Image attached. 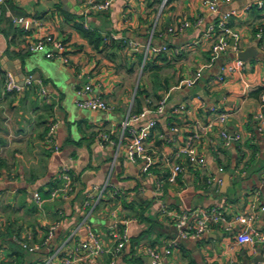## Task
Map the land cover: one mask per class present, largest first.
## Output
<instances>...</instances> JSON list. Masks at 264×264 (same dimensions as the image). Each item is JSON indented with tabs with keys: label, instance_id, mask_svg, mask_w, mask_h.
Returning <instances> with one entry per match:
<instances>
[{
	"label": "crops",
	"instance_id": "crops-1",
	"mask_svg": "<svg viewBox=\"0 0 264 264\" xmlns=\"http://www.w3.org/2000/svg\"><path fill=\"white\" fill-rule=\"evenodd\" d=\"M89 1H0V264H47L67 238L71 247L89 240L84 227L77 231L84 222L104 248L95 264H152L150 248L164 264H264L260 246L237 240L243 224L234 223L232 230L219 224L200 237L180 239L166 213H186L192 220L207 209L228 220L245 214L264 232V94L257 92L264 87V0H218L216 11L210 0H168L163 9L162 0H114L100 11ZM229 11L235 12L229 25L240 34L237 48L211 60L212 41L202 34ZM198 18L202 22L195 24ZM186 20L192 23L186 29L169 30ZM83 29L99 34L101 45L95 47ZM49 35L65 43L64 59L47 56L56 51L53 44L30 50ZM113 35L122 48L111 46ZM148 44L167 49L154 54ZM240 52L248 53L246 59ZM237 59L244 65L227 69ZM8 71L41 83L7 92ZM195 78L192 85L181 84ZM79 90L82 98L100 97L112 109L75 108ZM221 112L228 115L225 123L218 120ZM141 113L136 126L157 123L146 154L132 160L125 148L117 154L101 134L119 140L122 122ZM51 126L57 150L47 141ZM189 141L205 163L188 162L181 149ZM63 167L75 175V191L69 198H51ZM108 180L122 195L110 198V187L95 203L97 186ZM87 199L93 204L86 206ZM116 222L127 240L114 257L109 227ZM155 226L161 227L156 237ZM34 245L39 249L29 251ZM63 255L50 264H62ZM72 264L89 262L80 251Z\"/></svg>",
	"mask_w": 264,
	"mask_h": 264
},
{
	"label": "built area",
	"instance_id": "built-area-1",
	"mask_svg": "<svg viewBox=\"0 0 264 264\" xmlns=\"http://www.w3.org/2000/svg\"><path fill=\"white\" fill-rule=\"evenodd\" d=\"M4 1V0H0ZM217 1L218 0H210L209 7L211 10L216 11L217 10ZM229 2L230 0H226ZM114 0H104V1H97V0H90L89 3L91 7L97 11L100 10H107L112 5ZM161 8L166 6L168 3V0H162L161 2ZM234 11H229L225 13L220 19L216 21H212L208 24L206 29L204 30L202 37L206 39H210L212 41L211 46V60H216L219 56L226 53L230 47L233 45L234 48H237L236 44L237 41L240 39V34L236 30H234L229 25V18L232 14H234ZM18 21H23V18H19ZM202 22V18H198L195 21V24H199ZM192 23L188 20L183 21L181 24L178 25L176 28H170L169 30L171 32L175 31H182L189 27ZM258 37H262L261 34H257ZM113 39L118 40L116 36H112ZM233 44H232V43ZM47 43L53 44L56 51L49 50L47 51V56L50 58L54 57H61L64 59V53L66 51L65 43L62 40L56 39L53 36L49 35L44 40L39 41L35 45H31L30 50L32 52H35L39 49H42ZM125 44L130 45L131 47L138 48L140 47V44L135 41L131 40H125ZM167 49L166 46H156V45H150L148 44L147 50H151L154 54H159L162 51H165ZM244 62L241 59H237L233 65H230L227 67V69H234L237 67L243 66ZM219 80H223L224 76L221 75L218 77ZM197 78L195 79H186L182 80L181 84L185 83L188 85H192L196 82ZM41 83L40 80L34 78L33 76L26 77L23 81L19 80L15 73L12 71H8L6 73V77L4 80V89L7 92H21L25 87H28L34 83ZM42 94L47 95V91L45 87H42L41 89ZM78 95H82V91H77ZM264 96V95H263ZM77 105L81 109H88L93 112L97 111H110L112 109L111 105H109L104 99L100 97H86V98H78L76 101ZM166 99H162L160 102L157 111L163 112L165 107ZM183 106H181V109ZM145 113L141 114H132L128 116L123 122V136L119 138V140L114 139L111 134L109 133H103L101 134L102 140L107 142L108 144L114 146L117 150V154L121 151L122 148H125L127 156L132 159L136 160L142 156H144L147 152V142L148 139L151 136V129L155 127L157 121L152 120L149 122L148 126L145 128H141L135 125V122H137L141 117H143ZM228 119V115L225 112H221L218 115V120L220 123H225ZM176 130V128H174ZM222 136L226 139H229V134L226 131L222 132ZM194 140V138H191ZM50 145H52L56 150L58 149V146L56 145L55 139H54V126H51L48 132V140ZM189 141L186 146H184L181 151L186 154L187 160L190 164H203L205 163V158L203 156L198 155L195 146L193 143ZM182 170V167L180 165H177L175 167V171L179 172ZM58 179L61 182L60 186L54 187L50 191V197L56 198L59 196H62L63 198H69L75 191L76 188V178L75 175L72 173V171L68 167H63L60 169L58 174ZM111 189V192L109 193L110 198H117L122 195V192H120L119 189L113 187L111 182L108 180L103 184L101 187L97 186L99 195L95 198V203L101 201L104 198L105 192L108 191L109 188ZM162 189L161 182H158L157 184V191H160ZM34 199L41 203L43 200L42 195L39 192H35ZM93 204L91 200H86L85 205L89 206ZM166 213L169 216H172L174 220L176 221V227L178 230V238L180 239H188V238H197L201 235L208 233L211 231L215 225L224 224L225 228L227 230H232L233 224L238 222L244 225V228L239 232L237 236V240L240 243H249L253 245H258L264 250V232L262 230H259L255 228L252 225L253 217L248 216L245 214H239L237 215L234 220H228L224 214L217 209H207V210H201L200 214H197V216L192 220L190 218L189 214L186 213H179L174 214L172 211L166 210ZM129 220H123L121 221V224H127ZM120 224L113 223L110 225V233L111 237L114 240V246L110 250V252L113 254V256H117L118 252H120L121 247L124 245V243L127 240V232L126 229L121 230ZM85 228L86 233L89 236V240L79 243L74 247H71L69 244V238H67L62 246L54 253V255L48 257L46 259L47 264H50L54 257L64 254L62 256V264H72L77 259V254L80 251H83L85 254V259L89 262V264H95L93 263L98 255H100L104 248L102 247V244L100 242V239L98 238L96 232L93 230L92 225L88 224L87 222H84V225H81L77 228V231H79L81 228ZM173 245H176L177 242L173 241ZM36 249H39L38 246H30L28 248L29 251H35ZM148 253L152 256V264H164L162 257L160 253L150 248L148 250ZM114 261L111 262L113 264ZM36 264H42L37 262Z\"/></svg>",
	"mask_w": 264,
	"mask_h": 264
},
{
	"label": "trees",
	"instance_id": "trees-1",
	"mask_svg": "<svg viewBox=\"0 0 264 264\" xmlns=\"http://www.w3.org/2000/svg\"><path fill=\"white\" fill-rule=\"evenodd\" d=\"M82 32H83V34H84L86 37H88V38L90 39V41H91L92 43H94L95 47H99V46L101 45V43H102V39H103V38H102L99 34L95 33L94 31L87 30V29H83ZM94 40H95V42H93ZM111 46H112L113 48H118V49H120V48H122V46H124V44H122L121 41H117V40L111 38ZM257 92L259 93V95L264 94V87H263V88H260ZM257 92H255V94H256ZM52 189H53V188H52ZM52 189H51V190H52ZM51 190H50V191H51ZM2 264H11V263H9V262H3Z\"/></svg>",
	"mask_w": 264,
	"mask_h": 264
},
{
	"label": "water",
	"instance_id": "water-1",
	"mask_svg": "<svg viewBox=\"0 0 264 264\" xmlns=\"http://www.w3.org/2000/svg\"><path fill=\"white\" fill-rule=\"evenodd\" d=\"M247 55H248V53H246V52H240L239 58L246 59ZM160 230H161V227L160 226H155L154 227L153 234L155 235V237H156V235L158 234V232ZM150 238H151V236H147V240H149ZM161 240H163V238H161ZM152 259H153L152 256H148V262L149 263H152Z\"/></svg>",
	"mask_w": 264,
	"mask_h": 264
},
{
	"label": "rangeland",
	"instance_id": "rangeland-1",
	"mask_svg": "<svg viewBox=\"0 0 264 264\" xmlns=\"http://www.w3.org/2000/svg\"><path fill=\"white\" fill-rule=\"evenodd\" d=\"M76 96H77V98H82L81 95L76 94ZM72 98H73V96H72ZM71 102H72L71 104L73 105L74 102H73L72 100H71ZM74 105H75V106H74L75 108L77 107L79 110H83V111H85V112H87V113H88V112H89V113H90V112H93V111L88 110V109H81V108L77 105V103H75ZM98 112H100V113H107V111H98ZM108 114H109V113H108ZM111 115L113 116V112H111ZM92 221H94V218H92Z\"/></svg>",
	"mask_w": 264,
	"mask_h": 264
}]
</instances>
